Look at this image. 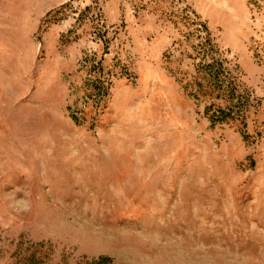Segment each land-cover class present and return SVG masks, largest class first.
I'll use <instances>...</instances> for the list:
<instances>
[{
	"label": "rangeland",
	"instance_id": "obj_1",
	"mask_svg": "<svg viewBox=\"0 0 264 264\" xmlns=\"http://www.w3.org/2000/svg\"><path fill=\"white\" fill-rule=\"evenodd\" d=\"M0 264H264V0H0Z\"/></svg>",
	"mask_w": 264,
	"mask_h": 264
},
{
	"label": "trees",
	"instance_id": "obj_2",
	"mask_svg": "<svg viewBox=\"0 0 264 264\" xmlns=\"http://www.w3.org/2000/svg\"><path fill=\"white\" fill-rule=\"evenodd\" d=\"M201 94H203V95H207V94H210L209 92H203L202 90H201ZM200 96V95H199ZM222 113H224V112H222ZM224 115V117L225 116H227V114L225 113V114H223ZM228 117H226V119H227Z\"/></svg>",
	"mask_w": 264,
	"mask_h": 264
}]
</instances>
